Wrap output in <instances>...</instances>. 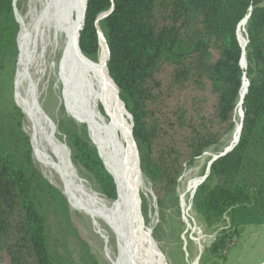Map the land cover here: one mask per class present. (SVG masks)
Instances as JSON below:
<instances>
[{"label":"trees","instance_id":"1","mask_svg":"<svg viewBox=\"0 0 264 264\" xmlns=\"http://www.w3.org/2000/svg\"><path fill=\"white\" fill-rule=\"evenodd\" d=\"M13 2L0 0V87L19 29ZM250 9L244 69L237 32ZM99 29L110 51L109 74L133 117L141 170L161 211L176 202L186 166L235 131L247 76L239 142L212 163L194 205L211 223L226 215L235 226L264 222V4L88 0L79 42L93 61L100 50ZM5 112L0 113V264H54L42 204L48 199L67 213L68 201L36 166L21 109L10 102ZM64 130L74 162L90 172L104 196L115 199L117 181L84 125L72 122ZM77 171L83 177L81 168ZM225 243L216 239L207 250L211 260L205 256L200 264H219Z\"/></svg>","mask_w":264,"mask_h":264},{"label":"bare ground","instance_id":"2","mask_svg":"<svg viewBox=\"0 0 264 264\" xmlns=\"http://www.w3.org/2000/svg\"><path fill=\"white\" fill-rule=\"evenodd\" d=\"M84 3L85 0H43L31 22H27L18 11L21 50L14 97L26 115V130L31 137L34 156L41 167L52 175V179H58L57 187L67 196L71 206L92 218L106 243H109L110 236L101 229V221L108 225L116 237L118 256L116 259L111 258L112 262L167 264L150 240V228H146L141 220L139 194L146 189V179L132 133V117L119 97L118 87L107 68L108 47L105 39L100 38L96 65L78 47ZM247 21L239 23L237 32L244 52L242 66L245 69ZM45 37L51 47L49 66L56 72L68 104L84 114L89 136L118 183L119 191L115 199L104 196L79 175L71 160L69 147L67 150L64 146L55 125L49 127L46 113L39 104L38 79L31 69L37 54H43ZM41 61L45 62L44 59ZM247 79L245 75L241 95L247 88ZM241 97L236 109V129L232 142L237 140L242 122ZM200 181L201 177L190 182L188 189L191 196ZM182 200L184 212L188 216L186 194H182Z\"/></svg>","mask_w":264,"mask_h":264},{"label":"rangeland","instance_id":"3","mask_svg":"<svg viewBox=\"0 0 264 264\" xmlns=\"http://www.w3.org/2000/svg\"><path fill=\"white\" fill-rule=\"evenodd\" d=\"M42 3L43 0H17L16 6L22 17L27 22H31L40 10ZM257 4H264V0H257ZM18 25L19 29L15 39L16 47L12 45L10 48L9 64L2 77L0 113H6L7 105L10 102H14L23 113V128L29 134L26 130V115L22 110V106L14 97L21 50V48L19 49L20 21ZM239 40L241 43L240 37ZM44 41L43 54L42 56L39 53L37 54L31 71L38 79V101L46 113L49 127L50 125H55L56 133H58L64 146L69 150V141L64 129L66 127L68 129L72 122L84 125L87 137L90 140L91 138L84 114L79 109L68 104L63 88L58 83L56 72H53L49 66L51 47L46 37ZM41 59H44L48 64L43 63ZM89 60L93 65H96L98 57L96 61ZM16 120L14 119V122ZM233 135L234 132L230 137L224 139L222 143L214 145L210 150L198 157L192 165L186 166L179 179L177 200L164 211H161L156 204L150 188V182L145 176L146 189L140 191L139 194V204L141 205L145 221L144 225L147 228H152V235L166 256L168 264H200L201 258L205 256L207 260H211L207 250L219 237H223L226 242L221 247L220 254H222V257L216 259L219 264H262L264 262V222L235 226L231 223L229 215L224 216L218 222H208L198 214L194 205L195 194L192 197L188 189L192 180L202 178L206 174L210 159L213 154L217 153L216 148L221 145L227 147L232 142ZM91 142L94 144L92 140ZM34 160L44 177L57 186L58 179L55 177L52 179V175L41 167L35 156ZM71 160L75 168H81V174L90 182L92 187L100 192L90 172L77 165L72 155ZM182 194H186L187 204L189 203L187 208L188 216L184 212ZM65 197L68 201L67 213L63 210V206H59L58 210L55 207V203H51L48 199L42 204V212L47 228L48 246L54 264H114L111 258L116 259L118 256V243H116L117 239L109 230L108 225L101 221V229L110 236L109 243H106L103 234L94 226L92 218L84 211L73 208L66 195Z\"/></svg>","mask_w":264,"mask_h":264},{"label":"water","instance_id":"4","mask_svg":"<svg viewBox=\"0 0 264 264\" xmlns=\"http://www.w3.org/2000/svg\"><path fill=\"white\" fill-rule=\"evenodd\" d=\"M87 4H88V0H85V3H84V8H83V22H82V27L80 28V32H79V35H78V47H79V49H80V51H82V49H81V47H80V35H81V31L83 30V27H84V24H85V16H86V10H87ZM13 5H14V15H15V18H16V20H18V9H17V6H16V0H14V2H13ZM112 9L113 8H111L107 13H105V14H103V15H101L100 17H99V19L100 18H103V17H105L106 15H108L111 11H112ZM251 11H252V9H250V13H249V15L248 16H246L243 20H247V19H249L250 18V16H251ZM242 20V21H243ZM17 22H19V21H17ZM99 36H100V38L102 37L103 39H105V37L103 36V34H102V32H101V30L99 29ZM105 42H106V39H105ZM106 44H107V42H106ZM107 47H108V45H107ZM83 52V51H82ZM84 53V52H83ZM243 55H244V52H243ZM243 57V56H242ZM109 58H110V51H109V48H108V60H109ZM241 66H242V59H241ZM243 67V66H242ZM246 67H247V64H246ZM108 71H109V69H108ZM110 73V72H109ZM244 78H245V75H244ZM116 84V83H115ZM249 84H250V82H249V79H247V88H246V90L242 93V97H241V103H243L244 102V97H245V94L247 93V91H248V86H249ZM117 85V84H116ZM118 87V86H117ZM118 91H119V88H118ZM122 102H123V104H124V106L126 107V105H125V103H124V101L122 100ZM126 110H127V108H126ZM129 112V111H128ZM130 113V112H129ZM130 115H131V117H132V114L130 113ZM243 119H244V110H242V122H241V125H240V129H239V136H238V138H237V140H235V142H231L225 149H224V151L223 152H221V153H219V154H215V155H213L212 156V159L210 160V162H209V164H208V167H207V170H206V174L201 178V181H200V183L198 184V187L206 180V178L208 177V174L210 173V169H211V165H212V163L215 161V160H217L218 158H220L221 156H224V155H226L228 152H230V151H232L233 150V148L238 144V142H239V139H240V135H241V131H242V126H243ZM133 128H134V122H133V117H132V131H133ZM71 153V152H70ZM98 154H99V156H100V153H99V151H98ZM100 158H101V156H100ZM102 159V158H101ZM103 161V160H102ZM103 164H104V162H103ZM104 166H105V164H104ZM106 167V166H105ZM107 169V168H106ZM107 171L109 172V170L107 169ZM110 173V172H109ZM111 174V173H110ZM112 176V175H111ZM113 177V176H112ZM114 180V179H113ZM114 183H115V180H114ZM116 185V184H115ZM197 187V188H198ZM197 190V189H196ZM196 190L194 191V193H193V195H192V197L194 196V194H195V192H196ZM140 215H141V220L144 222V224H145V221H144V218H143V215H142V210H141V207H140ZM145 227H146V225H145ZM147 228V227H146ZM152 233H153V230H152V228L150 227V232H149V235H150V240L152 241V244L156 247V249L160 252V254L162 255V257H164V259L166 260V263L168 264V262H167V259H166V256L164 255V253L162 252V250L159 248V246H158V243L156 242V240L154 239V237H153V235H152Z\"/></svg>","mask_w":264,"mask_h":264}]
</instances>
